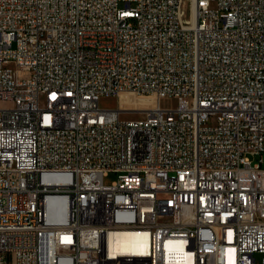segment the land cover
I'll use <instances>...</instances> for the list:
<instances>
[{
  "label": "built area",
  "instance_id": "2783aa9c",
  "mask_svg": "<svg viewBox=\"0 0 264 264\" xmlns=\"http://www.w3.org/2000/svg\"><path fill=\"white\" fill-rule=\"evenodd\" d=\"M0 264H264V0H0Z\"/></svg>",
  "mask_w": 264,
  "mask_h": 264
},
{
  "label": "rangeland",
  "instance_id": "374dc122",
  "mask_svg": "<svg viewBox=\"0 0 264 264\" xmlns=\"http://www.w3.org/2000/svg\"><path fill=\"white\" fill-rule=\"evenodd\" d=\"M29 75L27 71L21 70L19 72L20 78H25ZM157 103V100L153 97L138 95L133 92H124L121 93L119 96H109L103 97L100 100V105L104 108L110 109H122L128 111L121 112V118L123 120H136L142 115L143 110L147 108L154 107ZM160 104L162 107L165 108H174L178 105V101L175 98L167 97L161 99ZM254 162L259 161L260 156L251 157ZM117 173H110L107 177L104 178L105 184H111L113 181L118 179ZM260 254L257 255V259H261Z\"/></svg>",
  "mask_w": 264,
  "mask_h": 264
},
{
  "label": "bare ground",
  "instance_id": "6f19581e",
  "mask_svg": "<svg viewBox=\"0 0 264 264\" xmlns=\"http://www.w3.org/2000/svg\"><path fill=\"white\" fill-rule=\"evenodd\" d=\"M127 92H130V91H127ZM139 233H140V226H131V234H139ZM150 251H157V244H150Z\"/></svg>",
  "mask_w": 264,
  "mask_h": 264
}]
</instances>
